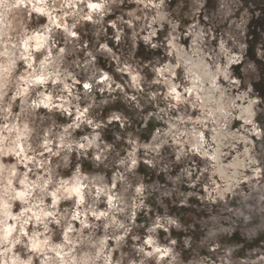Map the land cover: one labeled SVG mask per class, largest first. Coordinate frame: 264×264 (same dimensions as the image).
<instances>
[{"label":"clouds","instance_id":"9594fccd","mask_svg":"<svg viewBox=\"0 0 264 264\" xmlns=\"http://www.w3.org/2000/svg\"><path fill=\"white\" fill-rule=\"evenodd\" d=\"M253 0H0V264H264Z\"/></svg>","mask_w":264,"mask_h":264},{"label":"rangeland","instance_id":"374dc122","mask_svg":"<svg viewBox=\"0 0 264 264\" xmlns=\"http://www.w3.org/2000/svg\"><path fill=\"white\" fill-rule=\"evenodd\" d=\"M253 3L256 4L257 8H260V0H253ZM251 30L253 35H257L259 31L264 32V15H261L259 19H253Z\"/></svg>","mask_w":264,"mask_h":264}]
</instances>
